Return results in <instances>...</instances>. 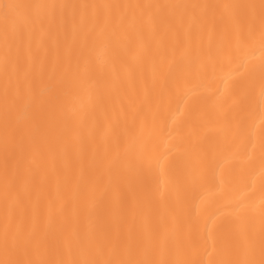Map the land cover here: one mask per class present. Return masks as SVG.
<instances>
[{
	"label": "bare ground",
	"instance_id": "obj_1",
	"mask_svg": "<svg viewBox=\"0 0 264 264\" xmlns=\"http://www.w3.org/2000/svg\"><path fill=\"white\" fill-rule=\"evenodd\" d=\"M0 264H264V0H0Z\"/></svg>",
	"mask_w": 264,
	"mask_h": 264
}]
</instances>
